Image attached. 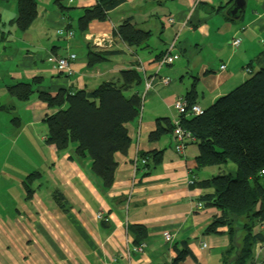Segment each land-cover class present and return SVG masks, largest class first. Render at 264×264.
I'll return each instance as SVG.
<instances>
[{"label": "crops", "instance_id": "0c3cea01", "mask_svg": "<svg viewBox=\"0 0 264 264\" xmlns=\"http://www.w3.org/2000/svg\"><path fill=\"white\" fill-rule=\"evenodd\" d=\"M97 1L36 0L38 15L24 30L9 22L18 15L17 0L0 2V65H4L0 69V106L13 105L20 125H46L45 117L53 110L39 99L38 89L52 93L68 88L92 90L130 68L142 76L134 89L140 95L147 79L168 77L171 82L162 86L153 81L141 116L126 124L131 143L126 153L115 154L118 164L109 190H103L91 174L89 159H70V150L59 153L46 142L51 164L46 171L38 170L42 173L38 179L48 178L50 183L31 186L28 199L24 187L15 213L0 214V264H169L176 257L174 244L183 240L189 241L192 254L182 264H223L232 246L228 227H219L216 234L204 233L221 211L205 205L198 209L204 188L189 183L191 172L200 181L216 174L218 167L197 172L196 143L179 154L172 132L156 140L150 134L159 121L176 119L174 103L179 98L188 100L185 97L193 84L192 102L206 109L264 67V0H244L235 12V0H125L109 11L107 20H93L77 36L78 18ZM170 16L175 19L173 24L166 22ZM126 19L150 32L146 44L129 46L115 34ZM67 30L74 35L69 37ZM90 34L92 40L86 37ZM234 38L241 39L238 47L233 45ZM174 41V63L159 67L157 59ZM91 47L113 52L108 60L89 66L86 56ZM55 55L74 56L70 75L50 61ZM35 78L40 83L28 99L6 94V87L20 81L36 83ZM5 97L10 99L8 104L2 103ZM3 112L8 111L0 109V125H14L11 120L2 121ZM11 137L16 141L15 135ZM154 150L163 151L162 160L137 169L140 153ZM226 168L235 171V166ZM55 189L66 197L69 211L57 205ZM129 224L146 227L143 252L135 249L138 244L127 230ZM166 233L171 234L170 241L165 239ZM243 236L244 230L237 228L227 264H233ZM263 242L254 246L255 264H264V252H258Z\"/></svg>", "mask_w": 264, "mask_h": 264}, {"label": "trees", "instance_id": "16d2710c", "mask_svg": "<svg viewBox=\"0 0 264 264\" xmlns=\"http://www.w3.org/2000/svg\"><path fill=\"white\" fill-rule=\"evenodd\" d=\"M124 1L98 0L95 5L84 8L78 18L79 30L86 32L93 20H107L109 11ZM17 7L15 21L9 22L24 30L37 17L38 5L36 0H17ZM117 29L115 34L118 33L129 46L140 47L150 36L149 31L137 27L131 19H126ZM112 52L91 47L86 56L87 63L93 66L108 60ZM37 78L36 83L20 81L8 89L18 99L26 100L34 92V86L40 83ZM141 82V74L130 68L121 70L117 79L104 81L92 90L68 88L58 93L37 90L39 99L53 110L45 117V141L54 145L59 153L70 150V159H89L91 174L103 190H109L114 184L118 164L115 154L126 153L130 146L126 124L141 116L144 101L140 93L134 91ZM192 95H195V84L185 97L194 104ZM13 107L2 105L0 109L11 111ZM165 121L158 122L156 130L150 134L151 140L168 132L173 136L174 123L169 119ZM181 125L191 130L195 137L187 146L190 143L198 145L197 172L209 167L219 169L200 181L190 173L194 179L193 187L204 188L198 200L206 207L213 206L221 211L206 226L204 233L216 234L219 227H228L232 246L227 251L230 254H225L222 260L227 264V255L230 256L234 248V234L237 228L243 229L242 244L233 264H255L254 246L264 241V232L257 229L264 219V67L229 93L218 97L201 114L183 117ZM162 154L163 151L157 150L140 153L137 169L156 165L162 160ZM143 159H146L145 163H142ZM229 162L235 164L234 172L226 168ZM41 175L35 171L26 176L27 199L33 192L30 182ZM53 197L61 209L69 211L70 204L61 191L55 189ZM127 230L135 244L147 238V229L141 224H129ZM174 248L176 257L169 264H182L192 254L187 240L175 243Z\"/></svg>", "mask_w": 264, "mask_h": 264}, {"label": "rangeland", "instance_id": "374dc122", "mask_svg": "<svg viewBox=\"0 0 264 264\" xmlns=\"http://www.w3.org/2000/svg\"><path fill=\"white\" fill-rule=\"evenodd\" d=\"M13 27L15 29V26ZM3 29L4 31H7L8 27L5 28L4 26H2V30ZM76 33L77 36H79L81 34V31L79 29H76ZM10 44L15 45L14 42H9L8 45ZM0 69L3 70L4 65H0ZM6 90L8 92H6ZM5 92L7 95H9L8 93H11L9 89H7V87L5 88ZM9 102V98L5 97L2 99V103L8 104ZM19 111L21 113H24L22 107H20ZM3 115L5 116V118L3 117ZM14 116H17L15 110L3 112L2 121H10ZM13 124L14 125H0L1 215L2 213H7L9 215L15 213V206L17 205L16 202H22L23 200L22 195L19 193V191L24 190L25 184L23 181L26 179V176L29 173H33V171H46L48 169V165L51 164L49 145L46 143V138L44 137L46 134L47 126L20 125L19 116H17L16 119L13 120ZM12 135H15L16 141H13V137H11ZM10 138L11 141L8 142ZM228 164L235 166V164H233L232 162H229ZM42 182L45 183L44 186H48L50 183L48 178H44L43 180L36 178L35 180H33V182H30V186L35 187Z\"/></svg>", "mask_w": 264, "mask_h": 264}, {"label": "built area", "instance_id": "2783aa9c", "mask_svg": "<svg viewBox=\"0 0 264 264\" xmlns=\"http://www.w3.org/2000/svg\"><path fill=\"white\" fill-rule=\"evenodd\" d=\"M166 22L168 24H173L175 22V19L173 17H168L166 19ZM66 32V31H64ZM59 34H63V31L59 30L58 31ZM67 35L69 37H72L74 35V32L71 30H67ZM88 39L92 40L93 36L92 34L87 35L86 36ZM240 38H234L233 39V45L235 47H238L240 45ZM97 44H101L100 41L96 42ZM176 43L171 42L168 46L167 51L162 55L161 58L157 59L156 63L159 67L164 66V65H169L172 64L173 61L176 58V55L172 53V50L175 48ZM74 58V56H51L50 57V61L56 63V67L62 71H64L67 74H71L72 70H71V60ZM225 65H221V69H225ZM247 71H250L249 68L247 69ZM153 81H158L162 86L168 85L171 80L168 77H153L151 79H147L145 82V91L144 93L141 95L142 99L144 101L147 93L150 91V89L153 88ZM143 107V105H142ZM174 108L177 112V118L174 121V133H173V141H174V147L177 153L181 154L186 150L187 144L189 142H192L195 140V137L193 135V133L191 132V130L186 129L185 127H183L181 125V119L183 117H190L192 115H198L201 114L203 112V109L198 105V104H191L189 103L188 100L184 99V98H179L177 101H175L174 103ZM146 160L143 159L142 163H145ZM194 179H190L189 183L193 184ZM204 204L202 202H198L197 203V208L198 209H203ZM98 218H101V214L98 213L97 214ZM260 228L264 231V219L261 220L260 223ZM165 239L167 241H170L172 239V236L170 233H166L165 234ZM207 244H204V247H206ZM144 247H145V242H141L140 244H138L136 246V250L139 252H143L144 251ZM258 252L262 253L264 252V242L262 244L259 245L258 247Z\"/></svg>", "mask_w": 264, "mask_h": 264}, {"label": "water", "instance_id": "95a60500", "mask_svg": "<svg viewBox=\"0 0 264 264\" xmlns=\"http://www.w3.org/2000/svg\"><path fill=\"white\" fill-rule=\"evenodd\" d=\"M244 4V0H235V8L232 12H235L236 10L242 8Z\"/></svg>", "mask_w": 264, "mask_h": 264}, {"label": "clouds", "instance_id": "9594fccd", "mask_svg": "<svg viewBox=\"0 0 264 264\" xmlns=\"http://www.w3.org/2000/svg\"><path fill=\"white\" fill-rule=\"evenodd\" d=\"M55 56H57V55H55Z\"/></svg>", "mask_w": 264, "mask_h": 264}]
</instances>
